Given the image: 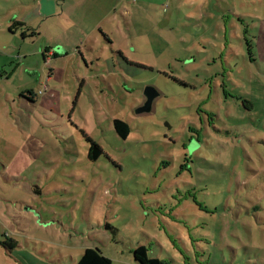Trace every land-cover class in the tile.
Here are the masks:
<instances>
[{"label": "rangeland", "instance_id": "374dc122", "mask_svg": "<svg viewBox=\"0 0 264 264\" xmlns=\"http://www.w3.org/2000/svg\"><path fill=\"white\" fill-rule=\"evenodd\" d=\"M13 21L53 40L62 131L40 133L41 174L0 212V242L18 241L0 264H74L85 244L112 264L139 246L161 264H264V0H0Z\"/></svg>", "mask_w": 264, "mask_h": 264}, {"label": "crops", "instance_id": "0c3cea01", "mask_svg": "<svg viewBox=\"0 0 264 264\" xmlns=\"http://www.w3.org/2000/svg\"><path fill=\"white\" fill-rule=\"evenodd\" d=\"M51 12L55 13V11ZM16 22L6 24L5 28L0 26L1 213L20 212L15 205L10 208V204L17 203L15 190H29L28 184L22 183V177H25L31 168L37 169L34 170L32 177L41 174L42 163L39 160L43 157L46 142L40 138V133L46 134L47 128L54 133L62 131L54 128L62 124V119L51 102V99L59 100L60 89H63L59 77L60 67L57 66L56 61L59 54L53 49V40L40 46L25 42L27 38L38 34L34 31L22 30L19 39L17 27L9 30ZM130 61L131 64L135 63ZM49 112L52 114L47 117L46 113ZM51 119L60 121L55 123L51 122ZM34 146L36 151H31ZM37 188L38 186L32 183L31 191L37 192L35 190ZM30 222L33 224L34 218L30 217ZM12 242L18 245V241L12 240ZM84 247L93 246L85 244ZM16 253L21 254L30 263L37 262L28 252L17 251ZM13 254L15 252L11 250L9 255L12 257Z\"/></svg>", "mask_w": 264, "mask_h": 264}, {"label": "trees", "instance_id": "16d2710c", "mask_svg": "<svg viewBox=\"0 0 264 264\" xmlns=\"http://www.w3.org/2000/svg\"><path fill=\"white\" fill-rule=\"evenodd\" d=\"M23 26L24 24L16 22L9 28V30L15 27ZM128 63L130 65H133L130 62ZM246 102L247 101L244 100V104ZM246 107L249 106L246 105ZM112 126L115 134L122 139L127 138L131 131L128 122L118 118L112 120ZM84 138L87 142L90 143V145L87 147L86 158L88 160L95 161L98 158L99 154H102L104 152L101 147L90 137L84 135ZM106 227L112 233H114V228L110 227L109 225H106ZM10 241L11 242H0L1 246L8 254H10L12 248L16 246L15 243L13 244L12 240ZM132 255L135 264H161L158 259L150 258L147 256L144 246L134 248L132 250ZM74 264H112V261L108 257L104 256L97 247H86L84 251L80 254L79 259Z\"/></svg>", "mask_w": 264, "mask_h": 264}, {"label": "water", "instance_id": "95a60500", "mask_svg": "<svg viewBox=\"0 0 264 264\" xmlns=\"http://www.w3.org/2000/svg\"><path fill=\"white\" fill-rule=\"evenodd\" d=\"M157 95H159V92L154 87H145L143 90V96L145 97V100L143 104L135 110V113L149 112L152 107V101Z\"/></svg>", "mask_w": 264, "mask_h": 264}]
</instances>
